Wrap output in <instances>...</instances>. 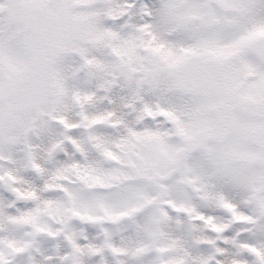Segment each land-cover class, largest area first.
I'll list each match as a JSON object with an SVG mask.
<instances>
[{
    "label": "snow or ice",
    "instance_id": "6c2138e0",
    "mask_svg": "<svg viewBox=\"0 0 264 264\" xmlns=\"http://www.w3.org/2000/svg\"><path fill=\"white\" fill-rule=\"evenodd\" d=\"M0 264H264V0H0Z\"/></svg>",
    "mask_w": 264,
    "mask_h": 264
}]
</instances>
